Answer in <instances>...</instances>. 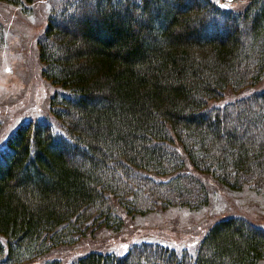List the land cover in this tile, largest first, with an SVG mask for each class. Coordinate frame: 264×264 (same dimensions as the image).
<instances>
[{
	"label": "trees",
	"instance_id": "16d2710c",
	"mask_svg": "<svg viewBox=\"0 0 264 264\" xmlns=\"http://www.w3.org/2000/svg\"><path fill=\"white\" fill-rule=\"evenodd\" d=\"M24 6L34 0H0ZM38 41L60 89L0 154V264H28L125 216L198 211L205 178L264 191V0H50ZM3 32L0 27V45ZM264 226L214 222L193 252L140 241L68 264H259ZM44 264H60L46 259Z\"/></svg>",
	"mask_w": 264,
	"mask_h": 264
},
{
	"label": "rangeland",
	"instance_id": "374dc122",
	"mask_svg": "<svg viewBox=\"0 0 264 264\" xmlns=\"http://www.w3.org/2000/svg\"><path fill=\"white\" fill-rule=\"evenodd\" d=\"M49 1L34 0L24 6L0 1L3 32L0 45V154L5 149L4 141L20 123L50 115V97L60 89L43 77V63L38 52V41L48 22ZM225 1L228 5L238 6L246 0ZM263 86L264 79L248 91H227L212 104H223ZM205 180L210 187V201L198 211L170 207L143 216L124 215L121 229H100L28 264H44L46 259L54 258L60 260V264H68L74 257L90 250L121 254L140 241L162 242L176 250L193 252L214 222L234 215L264 226V191L257 192L248 187L230 190L208 177Z\"/></svg>",
	"mask_w": 264,
	"mask_h": 264
}]
</instances>
